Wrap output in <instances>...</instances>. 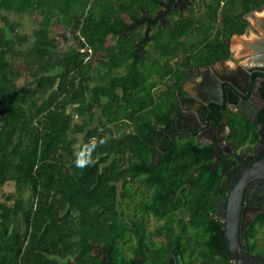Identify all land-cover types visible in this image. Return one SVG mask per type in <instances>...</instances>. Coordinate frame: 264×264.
Instances as JSON below:
<instances>
[{"label":"trees","instance_id":"1","mask_svg":"<svg viewBox=\"0 0 264 264\" xmlns=\"http://www.w3.org/2000/svg\"><path fill=\"white\" fill-rule=\"evenodd\" d=\"M156 1L0 0V9L40 15L41 25L51 17L70 25L77 41L57 52L44 26L34 30L23 55L31 74L18 83L24 72L12 50L28 40L0 18V189L15 186L0 200V264H125L138 256L141 264H167L172 251L185 264H230L218 257L229 250L213 215L219 181L205 169L208 148L161 133L172 125L190 60L226 59L229 41L215 36L203 55L190 56L178 40L190 23H168L153 36L159 52L139 55L141 30L131 24ZM229 4L226 20L242 33L247 22L234 10H258L264 0ZM258 116L264 122V107ZM92 136L108 142L91 167L77 169L73 152ZM150 217L157 222L147 229ZM243 246L264 253V212Z\"/></svg>","mask_w":264,"mask_h":264},{"label":"flooded vegetation","instance_id":"2","mask_svg":"<svg viewBox=\"0 0 264 264\" xmlns=\"http://www.w3.org/2000/svg\"><path fill=\"white\" fill-rule=\"evenodd\" d=\"M229 1L157 0L148 9H141L139 18L133 21L130 28L131 31L141 30L134 43V47L139 49V55L157 54L153 36L157 27L165 29L168 23H190V34H182L178 39L180 43H185L186 54L190 56L199 52L203 55V45L214 40L215 36L228 39L230 57L208 64H196L190 60L193 66L185 70L181 91H175L177 107L172 125L168 127L167 133L161 132L169 142L173 138L190 139L208 148L209 160L205 162V169L217 175L219 185L215 209L220 201H224L225 206L220 210L223 214L227 210L232 177L241 168L251 165L264 155V131L258 130V125L264 126V122L258 118L264 107V5L261 9H251L245 13L239 9L234 10L235 15L247 22L244 31L238 33L226 20ZM236 4L239 8L243 6L240 2ZM213 14L215 19L211 23L212 29L207 30L210 15ZM232 45H238L237 50H232ZM177 50L181 56L183 48L178 46ZM234 55L237 57L235 60L232 59ZM234 117L240 119V125H232L231 118ZM241 127L240 137L237 130ZM262 212L264 177L252 179L245 184L240 217L251 219L252 222ZM217 219L222 222L220 218ZM156 222L154 217L146 219V228H152ZM250 254L259 256L262 253ZM225 256H218L219 260L226 259L230 264H235L230 252ZM166 260L167 264H185L175 251ZM125 264H141V259L138 256Z\"/></svg>","mask_w":264,"mask_h":264},{"label":"water","instance_id":"3","mask_svg":"<svg viewBox=\"0 0 264 264\" xmlns=\"http://www.w3.org/2000/svg\"><path fill=\"white\" fill-rule=\"evenodd\" d=\"M258 130L264 131L263 125H258ZM264 177V155L258 157L251 165L241 168L231 179V183H241L237 203L234 209L230 210V200L233 192V185L228 193V202L226 214L220 211L224 206L225 202L220 201L215 209V216L220 218L223 223V237L225 244L231 253L235 264H264V253L259 256L251 255L243 247L245 239V231L251 219L244 220L240 217L242 193L245 184L257 178ZM240 180V181H239ZM98 255H101L100 249H95ZM109 264V261H106Z\"/></svg>","mask_w":264,"mask_h":264},{"label":"rangeland","instance_id":"4","mask_svg":"<svg viewBox=\"0 0 264 264\" xmlns=\"http://www.w3.org/2000/svg\"><path fill=\"white\" fill-rule=\"evenodd\" d=\"M5 18L8 22L16 24L15 31L21 35L25 36L27 38V42L23 45L15 44L12 55V61L13 65L20 69L21 72L23 71L24 74L22 77L17 79L18 83H21L24 80V76H30L31 70L26 72L24 70L25 68V60H24V53L27 50L28 45L31 43L33 39V31L37 30L40 26H44L50 35V37L53 39V50L61 53H66L71 46H75L77 41H75L72 33L70 32V25L62 24L61 22H58L53 17L45 19L44 22H42V25L40 24V15L36 14H30V13H21L16 14L12 11H8L5 9H0V18ZM2 22H0V25ZM243 37H245V34H242ZM111 39H108L106 43H109ZM237 42V41H236ZM239 43V42H237ZM238 46V45H236ZM18 52V53H17ZM236 53V52H235ZM100 55V53L98 54ZM235 57L232 59H236ZM120 71V69H117ZM75 118V117H74ZM77 120V117L75 118ZM15 190V186L13 182H7L1 189H0V200H3L4 195L13 192ZM23 196H26V193L23 194ZM151 226V224H150Z\"/></svg>","mask_w":264,"mask_h":264},{"label":"clouds","instance_id":"5","mask_svg":"<svg viewBox=\"0 0 264 264\" xmlns=\"http://www.w3.org/2000/svg\"><path fill=\"white\" fill-rule=\"evenodd\" d=\"M108 137H91L88 141L82 142L73 152V166L84 170L95 163L94 153L97 148L105 145Z\"/></svg>","mask_w":264,"mask_h":264},{"label":"bare ground","instance_id":"6","mask_svg":"<svg viewBox=\"0 0 264 264\" xmlns=\"http://www.w3.org/2000/svg\"><path fill=\"white\" fill-rule=\"evenodd\" d=\"M241 185H242L241 183H234L233 184V192H232V197L230 200V210L234 209V206L237 203V199H238V195H239Z\"/></svg>","mask_w":264,"mask_h":264},{"label":"built area","instance_id":"7","mask_svg":"<svg viewBox=\"0 0 264 264\" xmlns=\"http://www.w3.org/2000/svg\"><path fill=\"white\" fill-rule=\"evenodd\" d=\"M80 51H81V52H88V53H90V48H89V47H84V46H83V47L80 48ZM85 59H87V56H85ZM92 137H94V136H92ZM90 138H91V137H90ZM90 138H89V139H90ZM89 139H88V140H89Z\"/></svg>","mask_w":264,"mask_h":264},{"label":"crops","instance_id":"8","mask_svg":"<svg viewBox=\"0 0 264 264\" xmlns=\"http://www.w3.org/2000/svg\"><path fill=\"white\" fill-rule=\"evenodd\" d=\"M231 48H232V50H237L238 46L232 45Z\"/></svg>","mask_w":264,"mask_h":264}]
</instances>
